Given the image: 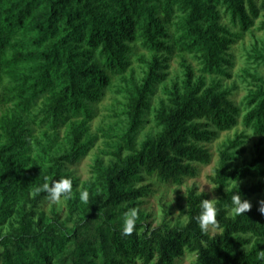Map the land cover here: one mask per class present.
<instances>
[{"label":"trees","instance_id":"1","mask_svg":"<svg viewBox=\"0 0 264 264\" xmlns=\"http://www.w3.org/2000/svg\"><path fill=\"white\" fill-rule=\"evenodd\" d=\"M259 17L264 30V0H0V104L9 106L0 117V264H176L186 254L193 264H264V47L248 54L255 67L242 70L247 87L238 104L235 87L222 83L231 77L232 46ZM138 48L148 56L135 75ZM174 51L182 77L166 85ZM160 86L164 97L152 106ZM112 87L121 111L102 131L114 138L109 157L96 156L80 182L68 168L93 147L95 103ZM149 116L154 129L139 141ZM239 122L243 130L223 144L209 176L219 233H202L195 220L208 199L196 185L186 190L183 220L147 223L140 207L151 189L139 183L195 177L194 164L211 160L203 144ZM251 136L254 151L241 158ZM64 176L73 181L67 214H47L40 208L47 195L37 190ZM85 190L89 205L79 200ZM233 190L251 204L236 219L228 211ZM130 208L139 221L125 237L121 218Z\"/></svg>","mask_w":264,"mask_h":264},{"label":"rangeland","instance_id":"2","mask_svg":"<svg viewBox=\"0 0 264 264\" xmlns=\"http://www.w3.org/2000/svg\"><path fill=\"white\" fill-rule=\"evenodd\" d=\"M263 12H261V15ZM262 18L259 17L255 20L254 26L250 31L246 32L241 40L232 46L230 53L233 56V66L229 69L231 74L230 78H223V85L227 87H235L232 95V99L235 103H239L246 93L247 83L243 79L242 70L246 67H255L253 61L249 59L248 54L254 47H264V30L257 29L258 23ZM222 22H226L224 18ZM148 54L143 49L138 48L134 56L132 57V72L135 75H139L141 70L140 57H147ZM187 62L193 67L195 75L199 74V65L195 59L191 56H185ZM181 56L177 51L169 57L167 68V79L164 84L169 85L171 82L180 80L182 77V68L180 65ZM258 71L264 76V66L259 67ZM116 88L112 87L105 91L104 96L100 101L95 103L96 113L93 119L89 122V134L96 136L93 147L88 153L75 165L69 166V170L73 176L80 182L87 180L90 177L91 165L96 156H102L108 158L105 154L109 150V144L114 139L107 137L103 134V130H107L109 127H114L120 116L121 111V95L116 93ZM164 97L162 87L160 86L155 95L152 97L151 105L155 106L157 101ZM8 105L0 104V117L8 109ZM154 126L151 121V117H148V122L144 124L139 135L138 140H142L145 135L153 131ZM65 126H62L58 130L59 142H62ZM243 130L242 124L239 122L236 127L228 131H222L211 142L204 143V147L208 149L211 154L210 163L206 165L195 163L197 174L195 177L184 178L181 184H164L157 181L155 177L146 176L145 180L141 181L139 185H150L151 192L145 198L141 205V210L148 215L146 222L152 227H156L160 224L161 219L167 215V218L174 223L178 219L183 220L184 216L181 215V209L185 203V194L187 188L192 185H196L199 192H205L208 195V199H218V194L214 189L213 184L209 180V176L213 174V169L217 166L219 160V150L223 144L229 138H233L235 133H240ZM258 138L251 136L246 144L243 146L244 151L241 153V158L249 159L251 153L254 151L255 144ZM252 202H258L259 197L250 199ZM248 201V200H247ZM41 210L49 214L51 209L61 213L62 216H66V200L62 199L59 204H52L48 199L44 200L40 205ZM208 233L210 235L218 234L219 231L213 227H209ZM195 257L191 254H186L181 259L176 260V264H193Z\"/></svg>","mask_w":264,"mask_h":264},{"label":"clouds","instance_id":"3","mask_svg":"<svg viewBox=\"0 0 264 264\" xmlns=\"http://www.w3.org/2000/svg\"><path fill=\"white\" fill-rule=\"evenodd\" d=\"M218 186V185H217ZM216 186V187H217ZM215 187V188H216ZM47 195V199L52 204H59L62 199H68L73 191V181L70 177L64 176L60 179L51 180L45 183L42 189ZM79 200L85 205H89L90 193L89 191H81L79 193ZM213 199L202 198L199 204L198 214L195 220L202 233L207 234L209 227H218L217 215L219 208ZM251 204L247 200L241 199L239 191L233 190L228 211L232 219L245 216L244 214L249 211ZM260 211L264 213V205L261 206ZM139 221V210L137 208H130L126 210L121 218L120 232L122 236H131L137 227ZM216 235V234H214ZM245 239H251L257 243L259 241L254 236H247ZM261 259H264V252L261 253Z\"/></svg>","mask_w":264,"mask_h":264}]
</instances>
